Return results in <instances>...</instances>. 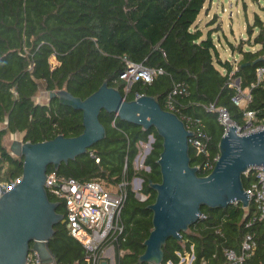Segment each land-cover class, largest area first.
Listing matches in <instances>:
<instances>
[{"label": "trees", "instance_id": "trees-1", "mask_svg": "<svg viewBox=\"0 0 264 264\" xmlns=\"http://www.w3.org/2000/svg\"><path fill=\"white\" fill-rule=\"evenodd\" d=\"M208 0H0V180L12 182L23 172V156L14 155L5 143L8 133H22L24 141H43L58 134L75 136L83 129V112L63 104L57 97L38 101L41 90L50 92L67 88L76 96L86 98L107 80L127 99L137 94L154 96L170 109L167 99L178 83L187 92L173 95L171 109L186 124L201 119L202 128L210 137L209 152L213 163L219 155V143L225 126L218 113L208 109L211 103L225 106L234 121L245 124L246 109L255 110L264 118V78L256 82V69L264 66V20L255 15L260 28L255 50L246 49L245 42L235 46L238 60L222 59L213 38V31L204 35L195 25ZM252 34L254 27L247 25ZM252 32V33H251ZM256 59H259L256 61ZM127 61L149 68H162L151 82L137 80L129 91L121 73ZM256 61V62H255ZM238 82L242 89L251 88L252 99L245 108L237 105ZM100 119L107 135L91 149L68 163H62L59 174L79 180L100 179L108 184H126L127 197L122 211L124 233L118 242L117 264H139L145 240L153 228V211L148 207L157 192L150 182L162 179L157 159L163 139L152 127L121 119L116 113L102 110ZM153 135L151 151L145 159L146 168H136L140 141ZM191 163L200 166L202 175L207 159L190 147ZM54 169L50 165L48 170ZM135 177L142 179L140 199L133 190ZM254 176L243 174L245 187ZM58 212L66 215L63 200ZM202 216L182 232V240L170 237L164 246L167 264L181 262L182 255H195L193 264H227L225 249L240 251L246 234H253L256 248L243 264H264V220L247 225L257 212L254 200L248 207L241 202L225 208L202 206ZM56 264H87L85 248L74 238L67 222L55 226L49 241ZM120 250L123 253L120 254ZM141 264H149L142 262Z\"/></svg>", "mask_w": 264, "mask_h": 264}, {"label": "water", "instance_id": "water-1", "mask_svg": "<svg viewBox=\"0 0 264 264\" xmlns=\"http://www.w3.org/2000/svg\"><path fill=\"white\" fill-rule=\"evenodd\" d=\"M49 97L82 110L84 129L75 136L58 134L37 142L23 138L12 141L11 152L24 157L23 172L0 196V264H25L31 250L38 252L44 264L57 263L49 241L55 234V226L64 223L66 217L58 212L59 201L52 200L46 189L48 168L53 165L58 170L62 163L88 152L106 137L107 130L100 119L102 110L114 112L144 129L154 127L163 139L157 159L162 179L150 182L157 192L155 201L148 205L153 211V228L144 242L139 264H163L168 239L182 240V232L202 216L203 205L212 208H225L235 202L244 207L250 205L243 174L253 166L264 165V129L241 134L235 125H229L220 139L213 169L202 175L199 166L191 163V137L195 132L154 96L140 94L127 99L105 80L86 98L65 87L51 90Z\"/></svg>", "mask_w": 264, "mask_h": 264}, {"label": "built area", "instance_id": "built-area-1", "mask_svg": "<svg viewBox=\"0 0 264 264\" xmlns=\"http://www.w3.org/2000/svg\"><path fill=\"white\" fill-rule=\"evenodd\" d=\"M127 65V69L121 73V77L126 80V91L130 90L135 81L141 79L145 82H151L155 75L163 72L162 68H149L140 63L130 61H127ZM263 78L264 66H259L256 69V82L252 86L260 83ZM234 85L237 87V94L233 97V100L237 105L246 109L252 99L251 88L242 89L239 84ZM185 92H187V87L184 83H178L173 88L167 99V105L170 109L174 108L173 95ZM139 95L137 94L136 97ZM208 109L218 113V120L225 126V131L229 128V125H235L241 134L264 129V118H260L255 110L246 109L244 111L245 124L240 125L232 119L229 110L225 106L218 107L216 104L211 103ZM186 118L192 124V128L187 125L188 128L195 132L191 137L192 145L196 148L197 153L207 155L203 169H212L215 164L210 158L208 148L210 137L203 130L201 119L192 120L190 117ZM153 142V135H149L147 142L140 141V150L135 159L136 168L141 165V168L149 169L145 165V159L152 148ZM217 159L218 156L215 157L216 161ZM249 173L253 174L254 179L250 186L246 187V191L249 192L250 199L254 200L257 212L247 225H251L257 219L264 220V165L251 167L246 171L247 175ZM19 178L12 182L0 180V196L4 188L10 189ZM140 180L141 183L138 188L134 189L133 183L132 187L136 195L144 200L146 195L141 193L142 179L140 178ZM45 185L49 195L51 194L64 201L67 211L65 222H67L70 234L81 242L85 248L86 263L117 264L118 242L124 233L122 211L127 197L126 184L124 182L117 184L116 189H114L100 179L79 180L61 175L56 169H53L51 171L48 170ZM256 245L253 234H246L240 251L234 248L225 249L227 264H243L252 255ZM119 253L122 254L123 250H120ZM194 258L195 255L193 253L186 252L184 256L182 255L179 264H182V261L184 262L187 259H190V264H193ZM25 264L44 263L38 252L31 250Z\"/></svg>", "mask_w": 264, "mask_h": 264}, {"label": "rangeland", "instance_id": "rangeland-1", "mask_svg": "<svg viewBox=\"0 0 264 264\" xmlns=\"http://www.w3.org/2000/svg\"><path fill=\"white\" fill-rule=\"evenodd\" d=\"M256 14L264 20V0H208L195 25L203 30L205 36L209 30H215L213 38L222 59L238 60L241 55L237 51H232L230 42L237 46L239 42L244 41L246 49L255 50L259 47V44L252 43L260 30L254 25ZM247 25L254 27L252 34L249 33ZM48 98L49 92L46 90H41L36 96L38 101H48ZM20 138H23L22 133H8L5 143L10 148L12 141ZM138 168H141V165ZM132 183L134 189L138 188L141 183L140 177L134 178ZM107 185L116 189V185L112 186L108 183ZM190 262V259H187L182 261V264H190Z\"/></svg>", "mask_w": 264, "mask_h": 264}, {"label": "bare ground", "instance_id": "bare-ground-1", "mask_svg": "<svg viewBox=\"0 0 264 264\" xmlns=\"http://www.w3.org/2000/svg\"><path fill=\"white\" fill-rule=\"evenodd\" d=\"M212 169H213V168H212ZM212 169H211V170H212Z\"/></svg>", "mask_w": 264, "mask_h": 264}]
</instances>
